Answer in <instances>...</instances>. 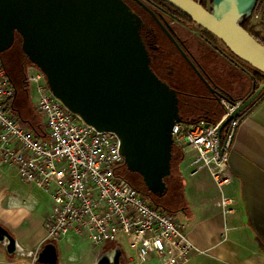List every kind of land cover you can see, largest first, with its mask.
Returning <instances> with one entry per match:
<instances>
[{
  "label": "water",
  "instance_id": "1",
  "mask_svg": "<svg viewBox=\"0 0 264 264\" xmlns=\"http://www.w3.org/2000/svg\"><path fill=\"white\" fill-rule=\"evenodd\" d=\"M163 1L264 73V45L239 25L258 0H213L211 12L193 0ZM137 22L122 0H0V55L19 37L21 51L43 73L52 95L96 131L114 133L125 168L141 177L149 193L162 196L171 175V129L182 121L173 92L149 67ZM262 90L264 83L241 99L218 133ZM5 239L10 251L15 242L0 226V242ZM56 259L52 243L36 257L45 264ZM120 259L116 248L96 264Z\"/></svg>",
  "mask_w": 264,
  "mask_h": 264
},
{
  "label": "built area",
  "instance_id": "2",
  "mask_svg": "<svg viewBox=\"0 0 264 264\" xmlns=\"http://www.w3.org/2000/svg\"><path fill=\"white\" fill-rule=\"evenodd\" d=\"M23 82L35 94L44 133L39 136L17 116L14 85L0 64V165L49 196L47 241L58 243L73 233L98 246L125 237L133 264H187L202 253L188 238L186 222L155 208L121 176L124 158L114 133L96 131L73 115L35 66L25 69ZM237 103L221 98L213 118L174 123L171 129L173 146L191 172H207L220 190L231 179L228 152L239 119L220 134L218 129ZM215 204L224 218L235 212L232 199L220 196Z\"/></svg>",
  "mask_w": 264,
  "mask_h": 264
},
{
  "label": "crops",
  "instance_id": "3",
  "mask_svg": "<svg viewBox=\"0 0 264 264\" xmlns=\"http://www.w3.org/2000/svg\"><path fill=\"white\" fill-rule=\"evenodd\" d=\"M243 96L236 98L242 99ZM238 119L228 152L231 179L221 190L207 172L192 173L187 158L181 156L175 214L180 212V216L177 215L187 223L188 238L202 251L187 264H264V98L242 112ZM220 196L234 201V214L223 217L215 204ZM29 197L22 202H27ZM31 197H35L37 203L30 212L14 218L9 224L0 219V226L15 242L10 251L7 249L8 240L0 242V264H45L37 262L36 257L44 245L50 243L45 238L44 228L50 213V198L48 196L49 202L44 208L41 200ZM11 198H0V208H7ZM82 238L85 237L68 233L62 241L52 243L57 255L54 264H69L67 244ZM101 246L90 264H96L101 255H113L115 249L120 248L119 243ZM120 251L119 264H123L124 256ZM133 259L134 254L130 258L131 264ZM147 264L159 263L150 260Z\"/></svg>",
  "mask_w": 264,
  "mask_h": 264
},
{
  "label": "flooded vegetation",
  "instance_id": "4",
  "mask_svg": "<svg viewBox=\"0 0 264 264\" xmlns=\"http://www.w3.org/2000/svg\"><path fill=\"white\" fill-rule=\"evenodd\" d=\"M122 1L139 18L149 67L173 92L182 122L213 118L217 101L234 100L252 84L247 63L172 5L163 0ZM193 1L211 12L213 0Z\"/></svg>",
  "mask_w": 264,
  "mask_h": 264
},
{
  "label": "rangeland",
  "instance_id": "5",
  "mask_svg": "<svg viewBox=\"0 0 264 264\" xmlns=\"http://www.w3.org/2000/svg\"><path fill=\"white\" fill-rule=\"evenodd\" d=\"M20 41L16 39L14 41V44L10 48V50L6 53H4L5 59H16V56L18 55V44ZM20 46V44H19ZM16 55V56H15ZM29 66H32L31 63H27L25 65V69ZM34 66V65H33ZM8 74L10 75V78L14 81L16 86V97L14 101V107L19 112L20 118L24 121L25 125L27 127H41L43 128V119L41 114L37 111L36 108V97L34 92L29 89H26L22 86V76L21 72L18 71L16 73L10 71L7 67ZM246 92L242 93L241 95H246ZM16 112V114H18ZM132 179H135L137 182L140 183V179L137 175H131ZM172 191L168 189V192L164 195H162L158 200L162 204V206L168 208V209H174L177 206L178 197L176 195H172ZM28 195L30 196H36L39 200H41L45 208V204H47V201L49 202L48 196L43 193L41 190L37 189L33 185L24 182L21 180L18 176L16 171L13 168H8L4 166H0V198L6 199L8 197H16L21 202L25 197ZM178 212L177 214H179ZM180 216V214H179ZM117 241L119 242L120 249L122 250L123 256H124V263L123 264H131L130 258L133 255V250L129 246V242L125 237H121ZM117 243V242H116ZM110 245V244H108ZM115 246V245H114ZM103 246H94L92 245L86 238H82L81 240L68 242L67 244V262L69 264H90L92 258L95 255L96 251H99ZM61 261L63 259H60Z\"/></svg>",
  "mask_w": 264,
  "mask_h": 264
},
{
  "label": "trees",
  "instance_id": "6",
  "mask_svg": "<svg viewBox=\"0 0 264 264\" xmlns=\"http://www.w3.org/2000/svg\"><path fill=\"white\" fill-rule=\"evenodd\" d=\"M239 25L244 30H246L256 41H258L260 44L264 45V0H258L254 10L252 11V14L248 17L243 16L239 20ZM16 39H18V41H20L19 44L21 45L20 38L17 37ZM19 44H18L19 58H18V55L17 56L15 55L16 59L6 60L4 53H6L10 50V49H8L3 54H1L0 64L2 65V67L4 68L6 73L8 72L7 67L10 71H12L14 73L20 71L21 76H22V81H21L22 83L21 84L26 89L27 87H26L25 83L23 82V73L25 71V65L27 63H30V62L28 61V59L24 55V53L21 51V47L19 46ZM248 67L250 68L251 73H252V75H251L252 84L248 86L247 93H246V95L243 96V98H247L253 92V90L257 89L262 83H264V73L258 71L257 69H255L249 65H248ZM8 73H7V75L10 77V75ZM11 81H12V83L14 85V89L16 91L15 83L12 79H11ZM262 98H264V90H262V92L259 94V96L254 100V102L252 104H250V106L248 108H246L243 112L252 108L253 105H255L257 102H259ZM240 100H241V98L240 99H237V98L234 99V101H237V102H239ZM237 118H239V116ZM183 123L192 124L194 122H183ZM32 128L39 134V136L43 135V133H44L43 128L38 127V126L37 127L32 126ZM181 156H182L181 152L178 149H176V147L173 146L172 157H171V161H170L171 175H170L169 179L167 180V187H168V189H170L173 192L172 195L173 194L175 195V192L177 194L176 188L179 187V185H180V183H179V163L181 162ZM131 175H137L140 179V183L137 182L135 179H132L130 177ZM121 176L127 182H129L132 185V187H134L136 190H138L142 194V196H144L146 198V200L149 203H151L155 208H160L164 211L172 212V213L177 212L176 207L173 210L172 209L170 210V209L162 206V204L158 200L161 196L153 195V194L149 193L146 190V187L144 186L141 177L136 173L128 171L125 168V165L122 169ZM168 189H167V192H168Z\"/></svg>",
  "mask_w": 264,
  "mask_h": 264
},
{
  "label": "clouds",
  "instance_id": "7",
  "mask_svg": "<svg viewBox=\"0 0 264 264\" xmlns=\"http://www.w3.org/2000/svg\"><path fill=\"white\" fill-rule=\"evenodd\" d=\"M37 201L35 197H29L27 202H21L18 198L9 199L7 208H0V219L6 224L12 223L13 219L30 212Z\"/></svg>",
  "mask_w": 264,
  "mask_h": 264
}]
</instances>
